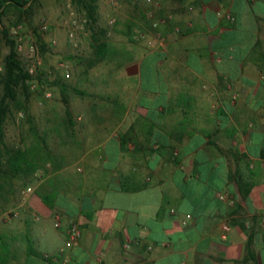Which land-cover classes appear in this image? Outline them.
<instances>
[{"label":"crops","instance_id":"1","mask_svg":"<svg viewBox=\"0 0 264 264\" xmlns=\"http://www.w3.org/2000/svg\"><path fill=\"white\" fill-rule=\"evenodd\" d=\"M148 4L161 39L148 20L97 62L92 112L48 150L34 248L60 252L47 264H264V0Z\"/></svg>","mask_w":264,"mask_h":264},{"label":"rangeland","instance_id":"2","mask_svg":"<svg viewBox=\"0 0 264 264\" xmlns=\"http://www.w3.org/2000/svg\"><path fill=\"white\" fill-rule=\"evenodd\" d=\"M147 2V0H98V27L107 30L105 38L112 46L128 48L135 46V42L143 40L133 41L126 35V31L131 22H134V32L148 25L147 11L150 4ZM18 19L19 12L10 8L2 18V26L8 27L10 36L16 39L12 30L19 24L23 25L22 34L25 40L37 44L39 48L45 77L48 78L45 84L53 95L47 98L37 90L29 99L37 134L32 130L25 112L14 108L6 124V142L10 146L27 148L38 144V135L43 140V146L49 150L70 137L71 115L79 124L81 114L92 112L91 103L97 97L96 87L103 64L93 63L92 30L87 22H84L83 12L74 6L72 0L70 4L61 0H35L31 15L23 17L21 22L16 23ZM66 21L76 22L78 46L72 45L68 39ZM44 23L48 25L46 30L41 29ZM162 27L163 25L159 29ZM39 35L48 43V49L44 53L41 52L38 43ZM53 40L56 41L55 44ZM8 52L9 47L3 40L0 42V72L4 71V58ZM18 53L27 63V50ZM62 61H67L71 65V77L64 79L68 83L66 90L53 83L59 76L62 77L59 69V63ZM50 161L29 178L0 177V264H4L2 256L7 259V264H47L48 259L60 258V252L52 253L51 244L46 242L40 245V249L47 252L46 255H51L50 258L46 255L36 257L28 252V237L31 235L34 218L28 207L29 193H25L24 190L29 186L33 188L32 192L36 187L39 188L41 180H45L51 170L52 164L48 165ZM62 204L66 203L63 201ZM49 229V233L56 232L53 221H50ZM34 239H37L35 235ZM4 241L8 245V252L3 250Z\"/></svg>","mask_w":264,"mask_h":264},{"label":"trees","instance_id":"3","mask_svg":"<svg viewBox=\"0 0 264 264\" xmlns=\"http://www.w3.org/2000/svg\"><path fill=\"white\" fill-rule=\"evenodd\" d=\"M34 1L0 0V42L5 40L9 47V52L4 58V71L0 72V177L3 179H12L18 176L29 178L39 168L44 166L45 163L51 160V153L43 146V140L38 135V144L27 148L10 146L6 142V124L14 108L25 112L27 119L31 123L32 130L37 134L29 105V99L34 93L31 84L35 77L28 72L27 63L19 56L16 39L10 36L9 28H3L2 26V18L10 8L19 12V19L16 23L21 22L23 17H29L32 13ZM72 3L83 12L85 18H87V24L92 30L93 63L106 59L112 49H116V47L112 46L108 39L105 38L107 30L98 27V0H72ZM133 29L134 22H131L126 31V35L133 41H136ZM38 43L42 53L47 51L48 43L41 35H39ZM45 75L46 73L42 65L37 75L40 84H45L48 81ZM64 79L65 77L63 75L62 77L59 76L53 83L59 85L63 90H66L68 83ZM41 92L43 93V91ZM2 181L13 182V180ZM43 199L46 204H50L48 196L44 195ZM3 250L5 252L9 250L5 241L3 243ZM28 252L30 255L36 257H44L42 253L35 250L31 237H28ZM2 262L4 264L8 263L5 256H2Z\"/></svg>","mask_w":264,"mask_h":264},{"label":"built area","instance_id":"4","mask_svg":"<svg viewBox=\"0 0 264 264\" xmlns=\"http://www.w3.org/2000/svg\"><path fill=\"white\" fill-rule=\"evenodd\" d=\"M62 2H69L70 4V0H61ZM148 3H153V0H147ZM229 20L231 21H235L236 18L230 13L227 12L226 14H224ZM147 17L148 20L150 21V27L148 29V31H153L156 35L158 39H161V34H160V26H164L168 23L169 18L167 16H157V9L156 8H151L147 11ZM84 22H87V18L84 19ZM67 27H68V39L70 41V43H72V45L74 46H78V42H77V38H76V22L72 21V22H67ZM48 28L47 24H42L41 29L42 30H46ZM22 29H23V25L19 24L17 26H15L12 30V33L16 36V45H17V51L18 52H22L24 50H27V70L28 72L33 75L35 77V79L33 80L32 84H31V88L34 91H43V94L45 97L50 98L52 97V92L46 87V85L40 84L38 79H37V75H38V71L40 69V67L43 65V58L40 54L39 48L37 46V44L33 43V42H27L22 34ZM148 31L143 30V29H136L135 30V35L134 38L137 40L140 39H146L148 36ZM53 43L55 44L56 41L53 40ZM59 69H61V74L65 77V78H70L71 77V65L69 62L67 61H62L59 63ZM33 191V188L31 186H29L26 190H24L25 193H31ZM221 199H227V195L226 194H221L220 195ZM56 227H60V222H56L55 223ZM223 228V232H222V236L224 238H227L232 226L229 222H226L223 224L222 226ZM67 234L69 235V238L71 241H76L78 239H80V237L82 236V229L80 227V224L76 221H72L67 229ZM48 258H50L51 255H46Z\"/></svg>","mask_w":264,"mask_h":264}]
</instances>
